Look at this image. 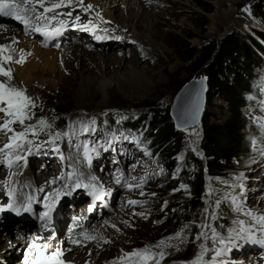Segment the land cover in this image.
Returning a JSON list of instances; mask_svg holds the SVG:
<instances>
[{"label":"rangeland","instance_id":"374dc122","mask_svg":"<svg viewBox=\"0 0 264 264\" xmlns=\"http://www.w3.org/2000/svg\"><path fill=\"white\" fill-rule=\"evenodd\" d=\"M203 1L212 8L210 12L197 6L195 0H154V10L152 13L150 11L151 19H149V23H153V25H143L140 27V31L149 33L148 30L151 29L152 32L156 33L158 42L167 48L164 53L159 55L155 54L150 46H140L136 49L137 40L131 36L111 32L105 36L107 38L97 40L95 37L102 36V34L99 33L97 27H92L93 23L89 25V31L82 28L83 40L93 44H88L86 47L92 54H87L89 58L84 63L83 73L89 75L87 69H93L99 61V52L102 48L97 44L112 40L115 42L114 45H117L112 53H119L118 55L124 57L129 54L133 56L132 52L134 51L137 59L142 61L149 70L148 77L157 83L156 86L141 89L139 92L132 90L126 96L120 90V87H124L126 84L114 83L107 95L102 91L95 97L87 96V104L78 105L77 91L81 76L80 67L77 65L59 74L56 86H48L41 93L30 91L31 98L36 105L34 108L28 109L30 118L25 119L24 124L15 123L11 125L17 133L24 131L28 126H32L35 130V134L32 132L27 134V140L31 143L19 141L22 145L20 148L27 147V154L33 164V172L27 178L38 180L42 177L41 174L56 172L57 174L55 173L51 178L59 181L58 185L52 183L54 186L57 185L54 190L57 188L56 191L60 193L71 191L70 196H60H68L69 198L68 201L59 205L60 210L73 201L76 202L75 212L78 209L90 207L88 204L91 200V196H88L89 189L73 188L74 184L71 185L64 179H60V177L66 176L68 172L81 171L76 168L69 156L72 158V155L76 154L82 158L79 150H85L88 153L87 157H84V166L86 164L90 168L91 165L97 164L96 170L100 176L110 171L116 178V182L119 181L117 185L122 188L120 189L116 184L103 186L102 192L105 194L104 200L108 207L102 205L103 202L98 201L99 206L95 212L96 215L99 213V218L88 215L86 220L92 218V221L87 226L101 223L104 214L109 213V216L114 217L120 214L123 209L127 212L125 218L121 220V237L124 241V246L120 250L121 255L131 253L135 249H148L153 244L159 246L161 241L168 242L171 246H184L177 253L159 250L160 253H163V257L155 254V257H158L155 264H191L195 260L194 256L199 247L201 249L197 257L201 256L202 252L204 253L201 264H246L255 259V255H257L258 260L259 253L264 250V246L252 243L250 239H245L249 235L248 232L241 231V229H249L255 238L264 239V225L257 223L253 215L255 213L264 215V128L261 127L264 125V74L256 79L259 83L257 92L245 111V118L250 124L253 136L259 141L254 142L253 150L246 154L245 159L241 161L235 171L222 177L205 174V197L203 201L197 204L195 216L189 220L183 219V215L185 203L192 196L191 188L185 180L180 181L177 187L174 186L175 180L169 177L163 163L147 145L146 138L149 129L144 126L142 120L138 121V126L136 125L139 129L134 130L125 129L124 124L126 123L121 125L123 129L117 128L115 124L116 121L128 122L131 118H142L144 109L138 106L149 100L157 101L159 107L165 112L170 111L171 104L179 89V83H185L201 70H195L193 66L189 65V60L185 59V54L179 45L178 33H193L195 36L191 39V43L201 48L208 41L220 40L232 31L252 33L255 29L264 30L263 24L251 8L252 2L257 0L237 1L233 5L234 11L231 19L219 17L217 14V1L221 3L223 0ZM245 8L250 9V11H245ZM190 10H195L198 14L206 16L205 28L196 26L195 17L189 12ZM2 17L0 16V28L19 27L11 19L8 21ZM75 18L76 15L73 20ZM214 20L215 26L212 29L211 25ZM75 26L77 27L76 22L69 26V29L76 30ZM34 35L36 38L43 37L39 33ZM116 36H120L122 39H114ZM71 38L70 42L80 40L77 33L73 34ZM63 42L64 40H61L59 45L55 43L52 47L58 46L57 49H60ZM92 72L90 77L96 74L95 70ZM112 76L113 74H108L109 78ZM86 86L91 91L95 87V85ZM102 100L107 102L104 107H99ZM225 104L226 102L222 98L216 96L212 103L206 102L204 112L213 114V121H219V117L225 118L228 115L226 109L222 111L220 108L221 105ZM63 117L66 118V125L60 129L56 123ZM6 119H10V117L0 113V124ZM41 120L46 121L47 126H42ZM76 126H83L82 131H79ZM109 128L117 129L107 133ZM100 129L103 131L102 134H98ZM179 131L183 141L182 150L178 153L177 176L181 174L184 168L187 155L193 154L204 157L201 148L202 126L198 133L190 131L189 128ZM0 133L3 135V142L0 144L2 148V145L9 143L8 138L13 133ZM15 149L19 148L12 149L11 154ZM55 149H59V151ZM146 153H151V155ZM89 157H91L90 160ZM119 158L123 163L121 165H128L124 168L127 169L125 175L119 171L120 166L115 161ZM85 168L87 167L85 166ZM10 170L11 167L8 166L7 160L3 162L0 160V206L12 201V197L8 196V191L11 190L18 207L23 204L21 201H25L28 195L21 192L23 185L20 183L8 184L5 182L6 178L4 177L10 174ZM131 174H133V178H131ZM79 182L94 184L84 180H79ZM181 185L186 187L181 188ZM55 197L56 194L53 199ZM133 200L137 203L130 204L129 201ZM40 201L35 202V206L37 203L41 204ZM69 220L71 221V219ZM2 221L3 218L0 215L1 260L8 258L6 250H2L3 246L8 243L7 237H4L6 231H4ZM105 222L112 230L115 229L109 221ZM221 239L225 241L227 246H222L225 249L223 254L229 252L230 257L221 260L222 254L217 261L212 255L215 252V244ZM106 240L108 241V238H105ZM211 243L212 247L210 248L209 244ZM205 249H207L206 252ZM110 254L114 256L116 251L113 250ZM10 256L9 258H11Z\"/></svg>","mask_w":264,"mask_h":264},{"label":"bare ground","instance_id":"6f19581e","mask_svg":"<svg viewBox=\"0 0 264 264\" xmlns=\"http://www.w3.org/2000/svg\"><path fill=\"white\" fill-rule=\"evenodd\" d=\"M237 1L239 0H223V2L221 3L220 1H217V14L219 15V17L221 16L231 19L234 11L233 5ZM18 2H20V0H18ZM59 2L60 0H44L45 7H50L52 4ZM153 2L154 0H83V6H81L79 4V0H72L71 7H61L56 9L54 12L47 13L48 16H56V20L51 21L49 27L57 26V22L60 20L68 21L67 27L62 31L61 35L55 36L51 39H47L44 36L42 38H36L34 35L36 34L35 32H26L23 25H21L15 19L10 17H2L8 21H10L11 19L13 23L19 26H7L5 28H0V46H10L4 52L0 53V62H3L5 64V67H11L12 69V80L10 81V85L25 90L26 95L32 97V95L29 93L30 91L41 93V91L48 86H56L59 74L63 73L68 68L70 69L78 65L80 67L81 76L80 85L77 91L78 105L87 104V96L95 97L102 91L107 95L109 93V89L114 83L126 84V86L120 87L121 92L126 96L129 95L130 91L132 90L134 92H139L141 91V89L147 87L152 88V86H156L157 83L150 80L148 77L149 70L145 67L142 61H139L137 59L134 51L132 52L133 56H130L129 54L124 57L118 55L119 53H112L113 50L115 51V47L117 46L114 45L115 42L112 40L97 44L102 48V50L99 52V61L96 63L93 69H87V71H89V75L83 73V69H85L84 63L89 58L87 57V54H92V52H89L86 47L88 44L92 43H88L87 41L83 40L81 27L75 26L76 30L69 29V26H72L73 23H75V20H73V18L76 15V17H80V20L78 22L80 25L89 24V22H91V24L93 23L94 26L99 30V33L102 34V37H105L107 34L109 35V33L111 32L113 34L118 33V35L120 34L131 36L132 38H135L137 40L138 44H136V49L140 46H150L155 54L159 55L161 53H164L167 48L163 44L158 42V40L156 39V33L152 32L151 29L148 30L149 33L140 31V27L143 25H153V23H149V19H151L150 14L154 10ZM89 4L93 7L89 11H84V7ZM37 7L39 6L37 5ZM39 10L43 11L42 8ZM68 12H71L72 15H66ZM41 23H47V21H42ZM214 26L215 20L213 21L211 28L213 29ZM75 33L79 34L80 40L78 42H70L69 40L72 39L71 37ZM61 40H64V42L62 43L60 49H57L58 46L52 47L55 43L59 45V41ZM4 55H11L12 61H3L2 58ZM21 56L24 57V62L17 63L16 61L20 60ZM93 70H95L96 74L90 77V74L93 73ZM108 74H113V76L109 78ZM0 79L6 78L0 77ZM86 85H95L94 90L91 91V89ZM106 102V100H102L99 107H104ZM199 125L191 127L189 128V130L198 133L199 129L201 128V124ZM76 128L79 131H82L83 126H76ZM0 144H2L1 141ZM3 147L4 146L2 145V148ZM79 151L82 158H80V155L78 156L76 154H73L72 158L71 156H69V158L73 160L76 168L81 171L68 172L66 176L63 177L64 181H67L72 185L75 184L77 180H84L88 183H94L102 191L104 185H117L116 178L110 171L102 176L97 173V164H93V166L91 165L90 168L85 164V166L87 167L85 168L84 157H87L86 153L88 152L85 150ZM11 155L13 163L11 166L10 174L4 177L6 178L5 182L8 184L20 183V185H23L21 191L22 193H26L28 197H36V200L38 202L39 200H41L42 204L45 196L49 197V201L50 199H53L57 192V188L55 190L54 188L58 185L59 181L55 180V183L57 185L54 186L51 183V181H53V179L51 178L53 175H55L56 172L50 174L49 172H47L45 175L41 174L40 176L42 177L38 180L28 179L27 176L31 175V172H33V164L31 162V158L27 154V147L15 149ZM16 156H20L22 157V159L16 160ZM0 160L2 162L7 160L4 153H0ZM115 161L120 166L119 171H121V173H124L125 175L127 173V169L125 170L124 168L128 165H121L122 162L120 158L115 159ZM38 164L40 165V163ZM36 166L38 165L36 164ZM93 177H95V179H93ZM133 177V174H131V178ZM121 188L122 187H120V189ZM40 189H43V191H40ZM103 197H105L104 192ZM90 199L91 200H89L88 204L90 205V207L93 206L94 210L96 209L95 211H97V207L99 206L97 204L98 201L94 200L93 196H91ZM26 200L27 198H25V201L23 200L21 202L24 203L26 202ZM75 205L76 202L73 201L67 204L64 209L60 211L62 213V217L61 219L56 220V225L58 228L64 226L67 221L72 218L73 214L76 213ZM87 208L88 207L82 209ZM103 211H106V209H103ZM126 212L127 210L125 211L122 209L120 214H117L114 217L109 216V213L104 214L102 217V222H98L95 225L91 224L90 226H87V224L92 221V218L86 220V223H84L83 226L81 225V228H79L78 233L73 240H70L69 237H64V235L57 236L55 240H67L65 241L63 247L65 254L63 257H61V259L65 261V264H143L140 258H126L124 257V255L120 254V250H122L121 248L124 246V241L121 237V220L125 218L124 216L126 215ZM52 214L53 212L51 213V218ZM253 215L254 217L262 216L261 214L257 213ZM98 216L99 213L96 215V212L93 215L89 214V217L93 218H97ZM105 221H109L112 225L115 226V229L112 230L108 225H106ZM17 223L21 224L22 226L19 225V227L23 228L27 232L30 228L29 226H31L24 221H19ZM40 223L43 226L45 224V221H41ZM72 224L73 222L71 223L70 227L72 226ZM50 225L51 224L47 222V230ZM4 227H7L5 231H12L13 234H15V231L13 230L15 226L10 225ZM85 235L96 237V239H85ZM9 236H6V239L13 241V237ZM21 236L22 234L19 237H15L16 239L14 240L20 239ZM105 238H108V241H110L108 244L102 242H105ZM74 240L78 241V243H73L72 241ZM15 243H20V241H16ZM9 244L10 243H7V245H4L2 248V250H6V255L8 256V258H4L3 260L0 259V264H19L20 255L18 253L17 246L12 242L10 245ZM209 245V247L211 248L212 243ZM222 246L225 245H221L219 242L215 244V255H212V257L215 258L214 260L218 261L220 259V256H216V251L221 249ZM182 247L184 248V246ZM182 247H179V245L171 246L170 244H168V242H163L159 246L153 244L147 249L148 252L153 256V259L148 260L146 264H155V261L158 259L157 256L155 257V254H160L161 251L159 250H162L163 252L167 251L169 253H177L183 249ZM109 249L110 252L115 250L116 254L112 256L109 252ZM144 249L146 248H140L139 250ZM200 249L201 248L199 247L196 255L194 256L195 259L197 258V254ZM9 256L13 259L9 258ZM226 257H230L229 252L224 253L223 257H221V260H223L222 258ZM254 257L255 259L247 263L264 264V250L259 253V261L256 258L257 255H255Z\"/></svg>","mask_w":264,"mask_h":264},{"label":"trees","instance_id":"16d2710c","mask_svg":"<svg viewBox=\"0 0 264 264\" xmlns=\"http://www.w3.org/2000/svg\"><path fill=\"white\" fill-rule=\"evenodd\" d=\"M197 6L210 12L211 7L203 0H195ZM251 8L264 26V0L253 1ZM198 28H205V15L190 10ZM193 33H178L179 45L185 59L195 70L203 69L208 77L207 102L212 103L216 96L226 104L221 110H227L225 118L213 121V114L204 112L202 117L201 148L204 157L187 155L186 163L180 175L177 174L178 153L182 150L180 131L176 129L169 111L159 107L157 101L149 100L138 106L144 109L142 118H131L128 122L116 121L117 128L139 129L138 121L142 120L147 127V145L153 154L160 159L169 177L175 180V187L185 180L192 192L185 203L183 219L195 216L197 204L205 197V174L226 176L241 164L246 154L254 148L259 139L253 136L250 124L245 118L259 83L256 79L264 74V30L251 32L232 31L220 40L208 41L201 48L191 43ZM184 83H179V89ZM178 89V90H179ZM177 90V91H178ZM57 127L63 129L66 118L57 121ZM137 125V126H136ZM113 128V129H117ZM113 129H107L111 133ZM102 129L98 134H102Z\"/></svg>","mask_w":264,"mask_h":264},{"label":"snow or ice","instance_id":"6c2138e0","mask_svg":"<svg viewBox=\"0 0 264 264\" xmlns=\"http://www.w3.org/2000/svg\"><path fill=\"white\" fill-rule=\"evenodd\" d=\"M72 0H60L59 3H54L50 7H45L44 0H0V16L3 17H10L18 21L21 25H23L24 30L26 32H35L39 33L40 35L44 36L47 39L54 38L55 36L61 35L62 31L67 27L68 21L60 20L57 22V26L55 27H49L50 22L53 20H56V16H48L47 13L54 12L56 9L61 7H71ZM79 4L83 6V0H79ZM37 5L39 7H37ZM93 6L87 5L84 7V11H89ZM43 9V11H40L39 9ZM245 11H250V9L245 8ZM66 15L71 16L72 13L68 12ZM80 20V17L77 16L75 18V22L77 23V26L83 28L85 31H89L90 27L89 24H83L80 25L78 22ZM42 21H47V23H41ZM95 27L94 25L92 26ZM107 31V30H105ZM97 40L105 39L107 37L102 36H96ZM116 40L122 39L120 36L114 37ZM9 45H3L0 46V53L4 52L7 48H9ZM3 61L11 62L12 56L11 55H4ZM17 63H23L24 57L21 56L20 60L16 61ZM0 77L6 78V79H0V113L5 114L7 117H10V119H6L2 124H0V132H4L5 134L12 132L13 135H11L9 139V143H6L3 148H0V153H4L7 158L8 166H12V159L11 157V150L14 148H20L22 145L19 143V141H26L27 143H31V141L27 140V134L28 132H32L35 134V130L32 128V126H28L24 131L22 132H15L14 129L11 127V125L15 123L24 124L25 119L30 118L28 109L34 108L36 105L33 102L32 98L26 95V91L20 88H17L15 86L10 85V81L12 80V69L11 67H5V64L3 62H0ZM40 124L42 126H47V122L44 120L40 121ZM262 128H264V125H261ZM54 143V141H53ZM7 150V151H6ZM56 151H59V149H55ZM87 154V153H86ZM148 155H151V153H146ZM22 157L16 156V160H20ZM91 157H89V160ZM63 179V176L61 177ZM95 179V177H93ZM119 183V181H117ZM51 183H55V180L51 181ZM85 188L89 189V195L94 197V200H100L103 198V192L100 188H98L95 184H83L79 182V180L74 184L73 188ZM186 186L181 185V188H184ZM40 191H43V189H40ZM71 191L67 193H60L57 191L56 197L49 201V197L45 196L43 201V207L45 211L40 212L38 219L41 221H45L44 227H47V222L51 221V213L55 210L56 203L59 200V197L61 195H71ZM8 196L12 197V202L0 206V213L3 212H14L16 215H21L23 212L32 213L33 212V203L38 202L36 200V197L29 196L23 204H21L19 207L16 206L15 203V197L11 190L8 191ZM130 204H136L137 201H129ZM89 212L92 211V207H90ZM248 215H251V213H248ZM254 219L257 220V223L264 225V215L259 217H254ZM115 227V226H113ZM242 232H248L249 235L245 239H250L252 243L259 244L261 246H264V239H257L255 238L249 229H241ZM239 235V234H238ZM85 239L93 240L96 239V237L93 236H87L85 235ZM199 238V237H197ZM73 243H78V241H72ZM110 241H105V243H108ZM11 244V242H9ZM163 241H161V244ZM221 245H225V241L221 239L219 241ZM35 250H36V258L31 261V264H65V261L61 259L63 256V252L60 249H56L55 251L51 252L48 255H45V252L47 251V245H44L43 248H41L40 244H34ZM225 247H227L225 245ZM203 248V246H202ZM224 248H221L216 251V256L219 257L223 254ZM205 252L207 249L204 250ZM203 252L201 253V256H198L194 261L191 262V264H201ZM161 258L163 257V253L159 254ZM124 257L131 258V257H137L140 258V260L143 262V264H146V262L150 259H153V256L148 252L147 249L144 250H134L131 253H125ZM27 264V262H26Z\"/></svg>","mask_w":264,"mask_h":264},{"label":"water","instance_id":"95a60500","mask_svg":"<svg viewBox=\"0 0 264 264\" xmlns=\"http://www.w3.org/2000/svg\"><path fill=\"white\" fill-rule=\"evenodd\" d=\"M208 91V77L199 70L177 91L170 107V116L176 129H185L202 123Z\"/></svg>","mask_w":264,"mask_h":264}]
</instances>
